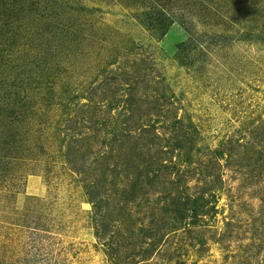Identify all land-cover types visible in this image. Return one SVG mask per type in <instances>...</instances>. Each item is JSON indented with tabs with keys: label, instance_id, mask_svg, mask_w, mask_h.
<instances>
[{
	"label": "rangeland",
	"instance_id": "374dc122",
	"mask_svg": "<svg viewBox=\"0 0 264 264\" xmlns=\"http://www.w3.org/2000/svg\"><path fill=\"white\" fill-rule=\"evenodd\" d=\"M0 264H264V0H0Z\"/></svg>",
	"mask_w": 264,
	"mask_h": 264
}]
</instances>
